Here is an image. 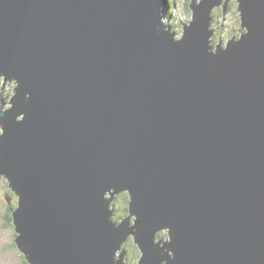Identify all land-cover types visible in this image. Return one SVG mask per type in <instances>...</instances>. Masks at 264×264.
<instances>
[{"label":"water","instance_id":"1","mask_svg":"<svg viewBox=\"0 0 264 264\" xmlns=\"http://www.w3.org/2000/svg\"><path fill=\"white\" fill-rule=\"evenodd\" d=\"M235 2L245 33L212 54L222 0H191L179 41L164 0H0V175L30 264H123L128 234L138 264H264V0Z\"/></svg>","mask_w":264,"mask_h":264},{"label":"rangeland","instance_id":"2","mask_svg":"<svg viewBox=\"0 0 264 264\" xmlns=\"http://www.w3.org/2000/svg\"><path fill=\"white\" fill-rule=\"evenodd\" d=\"M188 1V0H185ZM226 0H223L222 6L224 5V2ZM168 5L172 4L171 0H167ZM175 7L178 8L181 11V5L183 3L182 0H174ZM229 5V13H227V16L224 18L223 16L218 15L216 12L214 13L215 16H213L212 20V29L214 30L212 32V40L211 45L213 46V43L215 47L219 45L220 50L226 49V43L228 40L239 38L240 35V19L237 11V5L235 0H230L226 3V5ZM182 13V12H181ZM187 17L190 18V14L186 12ZM220 18V19H219ZM192 22V20H191ZM215 24H221V26H215ZM226 24V25H223ZM240 29V30H239ZM176 38L180 39V34L177 32ZM230 37V38H229ZM222 43V48L220 47V44ZM214 47V48H215ZM216 50V48H215ZM212 53L215 54V51H212ZM2 85V81H0V89ZM9 187L7 185L6 180L0 178V264H25L23 263L24 257L23 255L18 251V249L14 245V227L12 224L7 223L6 216H8V211L5 208L7 206V198H10V207H14L16 205L17 199L15 196H9L8 194ZM125 200L128 201V196H123ZM113 202L115 204V208H117L120 212L117 218H115L113 221H120L121 219L125 218L126 211L123 208L124 202L120 196H116L113 199ZM9 207V206H8ZM6 219V220H5ZM167 241L169 242L170 238L167 234ZM117 253V250L116 252ZM119 253V252H118ZM170 251H168V254ZM133 259H135V264L140 260L141 256L136 252L134 256H132ZM119 260V258H117ZM124 261V260H123ZM126 262V260H125ZM127 264V263H125Z\"/></svg>","mask_w":264,"mask_h":264},{"label":"clouds","instance_id":"3","mask_svg":"<svg viewBox=\"0 0 264 264\" xmlns=\"http://www.w3.org/2000/svg\"><path fill=\"white\" fill-rule=\"evenodd\" d=\"M182 1H183V3L181 5V11H180L178 8L175 7L174 0H172L173 7L167 5L166 0H164L165 7H166V10H164L165 11L164 28H165V31H168L169 34H173L174 35L173 36L174 41H179L180 40L179 38H176L175 35L177 36V32H179L180 38H181L183 36V32H184L183 26L188 27L189 24L191 23V20H192V15H193L192 9H190L191 12H189L185 8L186 7V3L189 0L188 1L182 0ZM199 1L200 0H197V2H199ZM222 3H223V0H222ZM190 4H191V2H190ZM219 7L222 8L223 7L222 4ZM219 7L214 8L212 10L211 14H209V18H211V22L209 24V27H207L208 30H211L212 29V20H213L214 13L216 12L219 15V9H218ZM228 10H229V5H228ZM228 10L226 11V13L224 15H222L224 18L227 16V13H229ZM186 12L190 14V18L187 17ZM222 14H223V8H222ZM218 25L221 26V24H215V26H218ZM223 25H226V24H223ZM243 30L244 29L241 28L239 38L233 39V42H236V41H239L240 40L241 34H244L245 33V32H243ZM208 40L210 41L209 46H211L212 35L208 38ZM229 41L230 40H228L227 43ZM220 47L222 48V43L220 44ZM215 48L212 51H215ZM212 54H214V53H212ZM0 81H2V85H3L4 84V78L3 77H0ZM0 135H2V130H0ZM0 178L6 180L8 187L10 186V182H9V180L5 176L0 175ZM121 193H126L128 195V208H127V211L129 212V203H130L129 193L127 191H124V192H121ZM121 193H118V194L113 195V199H114V197L118 196ZM8 194H9V196H15V198L17 199L16 205L14 207H10V198H7V204L8 205L5 206V208L8 211V214H9L8 216H6V219L7 220L6 219L5 220L7 221V223L12 224L13 227H14V232H15L14 233V238H15L14 239V245L17 248L16 243H15V240L17 239V237L19 236V234L15 231V225L13 224V215H12V212H14L18 208L19 196L14 193V191L12 190L11 187H9ZM113 199H112V201L110 203V211L112 210V212H111L112 213L111 222L113 224H115V226H117L122 220H125L126 218H128L130 216V213L128 215H126L125 218L121 219L119 222L118 221L114 222L113 221L115 219V212L114 211L116 210V213H118L120 211L117 208H115L116 207L115 204H114V207H112V204L114 203L113 202ZM113 209H115V210L113 211ZM130 217H134V216H130ZM134 221H135V217L134 218H130V222H129V226L128 227H132L134 225ZM163 231L169 232L168 230H161V231L157 232L156 235H155V237H154V244H156L158 241L161 240L157 236V234L160 233V232H163ZM167 243H169V242H167ZM133 244L137 248L135 251L133 249ZM123 245H125L126 248ZM159 247H162V243L159 244ZM18 251H19V249H18ZM121 252L124 253L123 254V260L124 261L122 260L123 264H125V263H127V264H135V259H133L132 256H134V254H136V252L142 258V252H140V249H139L138 245L134 243V235H131V234H128V236L125 239V241H123V243L120 244V246H119V248L117 250V253L114 254V258L116 260H118L117 258H119V255H120ZM163 252H166V249H164ZM168 255L172 256L173 254L170 252ZM23 257H24V255H23ZM125 260H126V262H125ZM138 262H137V264H138ZM23 263L30 264L25 259V257H24Z\"/></svg>","mask_w":264,"mask_h":264},{"label":"trees","instance_id":"4","mask_svg":"<svg viewBox=\"0 0 264 264\" xmlns=\"http://www.w3.org/2000/svg\"><path fill=\"white\" fill-rule=\"evenodd\" d=\"M166 1H167V0H166ZM190 2H191V0H189V1L186 3V7H185L189 12H191V11H190V8H189V4H190ZM171 3H172V1H171ZM169 6L173 7V4H170ZM218 9H219V15L222 16V15H223V14H222V8L219 7ZM214 16H215V15H214ZM243 32H245V30H243ZM213 46H215L214 43H213ZM125 195H127V194H126V193H121V194H119L118 196H120V197L122 198L123 202H124V205H123V208H122V209H124V210L126 211V214H125V216H126V215L129 214V212L127 211V208H128V201L125 200L124 197H123V196H125ZM127 196H128V195H127ZM112 207H114V203L112 204ZM114 210H115V209H113V211H114ZM114 212H115V218H117L118 215H119V212L116 213V210H115ZM167 234H168L167 231H163V232L158 233L157 236L162 240L163 243H165V242L168 240V239H167V237H168ZM123 246L125 247V245H123ZM125 248H126V247H125ZM133 249H134V251L137 249L136 246H135L134 244H133Z\"/></svg>","mask_w":264,"mask_h":264},{"label":"bare ground","instance_id":"5","mask_svg":"<svg viewBox=\"0 0 264 264\" xmlns=\"http://www.w3.org/2000/svg\"><path fill=\"white\" fill-rule=\"evenodd\" d=\"M171 1H172V0H171ZM167 5H168V2H167ZM208 41H209V40H208ZM209 44H210V43H209ZM211 47L214 48L215 46H212V45H211ZM212 50H213V49H212Z\"/></svg>","mask_w":264,"mask_h":264}]
</instances>
